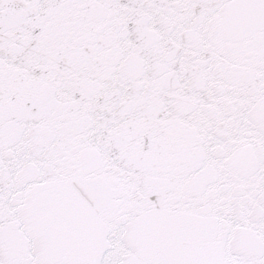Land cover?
I'll list each match as a JSON object with an SVG mask.
<instances>
[{
  "label": "snow or ice",
  "instance_id": "6c2138e0",
  "mask_svg": "<svg viewBox=\"0 0 264 264\" xmlns=\"http://www.w3.org/2000/svg\"><path fill=\"white\" fill-rule=\"evenodd\" d=\"M0 264H264V0H0Z\"/></svg>",
  "mask_w": 264,
  "mask_h": 264
}]
</instances>
